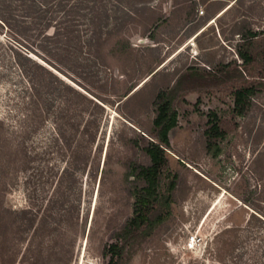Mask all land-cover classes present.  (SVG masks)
Instances as JSON below:
<instances>
[{
    "label": "rangeland",
    "instance_id": "rangeland-1",
    "mask_svg": "<svg viewBox=\"0 0 264 264\" xmlns=\"http://www.w3.org/2000/svg\"><path fill=\"white\" fill-rule=\"evenodd\" d=\"M100 1L113 38L92 42L83 9L45 59L28 46L37 33L17 2L0 0L12 30L0 22V264H106L134 216L130 164L150 163L158 90L190 65L244 67L242 34L264 28V0ZM256 52L243 79L176 99L171 213L125 244L121 264H264L263 46ZM244 83L255 91L240 114L232 91ZM211 110L226 136L209 147Z\"/></svg>",
    "mask_w": 264,
    "mask_h": 264
},
{
    "label": "trees",
    "instance_id": "trees-1",
    "mask_svg": "<svg viewBox=\"0 0 264 264\" xmlns=\"http://www.w3.org/2000/svg\"><path fill=\"white\" fill-rule=\"evenodd\" d=\"M9 1L11 3L6 2L5 7L11 9L14 0ZM15 1L18 4V10L23 12L19 16L28 19V21L24 22H28L27 24L31 25L37 33V46L33 43H28V46H32L35 52H39V54L45 56V59L51 57L49 54H52L50 49L52 43L69 40L67 34L77 30L74 28V25H77L76 23L79 21L77 16L81 14L83 9L89 11L86 20L90 26L92 42L94 41L97 43V46H100L104 42L103 39L111 40L113 38L114 32L108 33L107 39L102 34V27L107 17L106 12H108V9L100 0ZM138 1L144 3L147 0ZM231 6H228L227 9ZM0 22L11 30L9 19L1 13ZM242 35L243 43L237 48V53L242 59L245 68L238 64L236 59L222 62L217 69L212 70L190 65L178 76L173 85H167L158 90L154 99L156 114L149 131L151 139L143 146V149L150 157V163L138 164L133 162L130 164L131 172L136 176L138 181L133 188L134 216L128 219L122 230L118 233L116 241L106 247L105 251L108 257L106 264H121L125 244L137 234L145 232L152 225L163 221L171 213L172 204L175 199L174 191L177 186L178 173L172 170L170 166L168 149L171 147L170 131L178 125L179 121V112L175 104L176 99L183 96L187 90L221 85L243 79L244 72L241 68L249 71L256 61L257 54H259V52H256L257 48L263 46L264 50V28L260 31L249 30ZM122 37L124 38V36ZM127 51L132 52L130 43ZM38 65L50 71L46 66L42 64ZM158 71L152 73L151 77L156 75ZM33 84L36 86L35 82L30 83L31 89L35 88ZM131 89V87L126 89L121 94V99L128 95ZM254 91L255 85L249 83L241 84L233 89L234 109L237 113H244L248 106L249 98ZM208 116L206 135L208 146L212 147L216 144L217 140L226 136V130L220 116L215 110L209 111ZM2 164L3 162L0 160V165Z\"/></svg>",
    "mask_w": 264,
    "mask_h": 264
},
{
    "label": "bare ground",
    "instance_id": "bare-ground-1",
    "mask_svg": "<svg viewBox=\"0 0 264 264\" xmlns=\"http://www.w3.org/2000/svg\"><path fill=\"white\" fill-rule=\"evenodd\" d=\"M224 11H225V10H224ZM224 11H223V12H224ZM195 38H196V37H194V39H195ZM194 39H193V40H194ZM194 244H195V239H192V240H191V244H189V246L193 247Z\"/></svg>",
    "mask_w": 264,
    "mask_h": 264
},
{
    "label": "crops",
    "instance_id": "crops-1",
    "mask_svg": "<svg viewBox=\"0 0 264 264\" xmlns=\"http://www.w3.org/2000/svg\"><path fill=\"white\" fill-rule=\"evenodd\" d=\"M227 5H228V4H227ZM227 5H226V6H227ZM226 6H225V7H226ZM225 7H224V8H225ZM224 8H222L218 13H220Z\"/></svg>",
    "mask_w": 264,
    "mask_h": 264
}]
</instances>
